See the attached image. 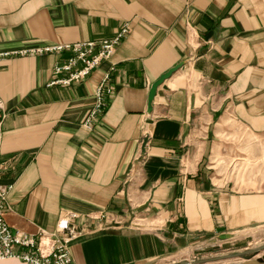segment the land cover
Instances as JSON below:
<instances>
[{"label": "crops", "instance_id": "1", "mask_svg": "<svg viewBox=\"0 0 264 264\" xmlns=\"http://www.w3.org/2000/svg\"><path fill=\"white\" fill-rule=\"evenodd\" d=\"M126 22L112 57L70 84L52 83L69 49L0 60L7 222L54 231L77 213L87 232L67 264H210L248 248L264 227V179H220L217 165L233 156L235 124L264 140V0H0V51L110 38ZM177 64L149 110L151 84ZM106 72L114 93L87 129Z\"/></svg>", "mask_w": 264, "mask_h": 264}, {"label": "built area", "instance_id": "2", "mask_svg": "<svg viewBox=\"0 0 264 264\" xmlns=\"http://www.w3.org/2000/svg\"><path fill=\"white\" fill-rule=\"evenodd\" d=\"M129 24L126 22L110 38L96 41H82L73 44H46L23 49L0 51V60L12 55L59 53L65 49L73 51V55L53 66V72L59 74L67 72L66 77L55 79L52 83L70 84L85 77L102 61L108 60L115 53L118 44L129 33ZM113 85L110 82V73L106 72L97 85L92 106L83 122L87 129H92L95 123L103 116L104 111L113 95ZM1 103V101H0ZM4 114H0V259L16 258L27 264H67L72 260L71 242L84 234L86 230L73 222L77 213H66L59 221L54 231L39 228L36 233H29L13 229L6 220L10 210L8 193L11 185L2 183V133ZM152 132L148 126H143L140 139V152L136 158L138 166L148 157L151 145ZM102 213H88V217L100 218Z\"/></svg>", "mask_w": 264, "mask_h": 264}, {"label": "rangeland", "instance_id": "3", "mask_svg": "<svg viewBox=\"0 0 264 264\" xmlns=\"http://www.w3.org/2000/svg\"><path fill=\"white\" fill-rule=\"evenodd\" d=\"M230 127H232V121H230ZM234 127V133L228 137L224 146L225 149L231 150L233 156L224 159L219 158L217 172L220 173V179H233L241 181L243 185L252 186L257 179H264V140L252 133L248 134V131L237 124ZM217 181L218 183L223 182V180ZM256 234L257 236L250 240L248 248L259 247L264 244V227L259 228ZM258 254L263 256L264 251H260ZM203 261V264H209L211 260L204 259Z\"/></svg>", "mask_w": 264, "mask_h": 264}, {"label": "water", "instance_id": "4", "mask_svg": "<svg viewBox=\"0 0 264 264\" xmlns=\"http://www.w3.org/2000/svg\"><path fill=\"white\" fill-rule=\"evenodd\" d=\"M179 67H180V64H177V65L169 68L166 72L162 73L159 76V78L156 79L151 84V87H150V90L148 93V108H149V110H151V108H152V102H153V99L156 95L158 86L162 82H164V80L169 78ZM260 251H264V244L259 246V247L246 248L243 250L224 254V255L220 256L219 260L240 258V261L234 262V263H228V264H264V255L259 256L256 259H254V256H256ZM195 263H202L203 264L204 261L199 260V261L190 262L188 260H182L179 262H173V263H169V264H195ZM210 264H222V263H219L218 260H213L212 263H210Z\"/></svg>", "mask_w": 264, "mask_h": 264}]
</instances>
